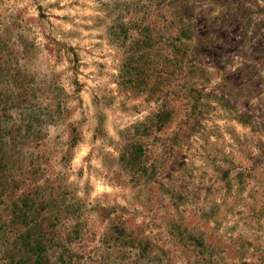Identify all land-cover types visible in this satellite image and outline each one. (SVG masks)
I'll return each mask as SVG.
<instances>
[{
	"label": "rangeland",
	"instance_id": "1",
	"mask_svg": "<svg viewBox=\"0 0 264 264\" xmlns=\"http://www.w3.org/2000/svg\"><path fill=\"white\" fill-rule=\"evenodd\" d=\"M0 264H264V0H0Z\"/></svg>",
	"mask_w": 264,
	"mask_h": 264
}]
</instances>
